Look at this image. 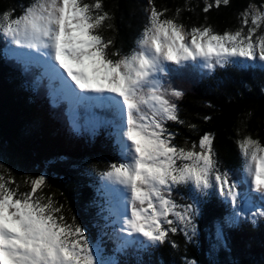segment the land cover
<instances>
[{
  "label": "snow or ice",
  "instance_id": "snow-or-ice-1",
  "mask_svg": "<svg viewBox=\"0 0 264 264\" xmlns=\"http://www.w3.org/2000/svg\"><path fill=\"white\" fill-rule=\"evenodd\" d=\"M148 2L147 22L128 54L108 51L114 41L102 31L112 29L113 17L103 0H29L19 15L15 9L0 13V35L39 53L47 70L77 99L115 110L123 162L111 164L102 177L117 186L113 191L123 204L120 232L142 238L144 246L178 248L171 236L183 232L191 240L198 214L195 203L174 198L181 187L200 195L217 190L238 209L232 223L249 215L253 223L264 218V209L240 207L239 191L245 184V200L255 193L264 201V143L250 134L236 141L242 166L241 178L234 180L219 166L211 133L190 147L174 143L177 133L168 124H185L176 103L185 93L164 83L173 70L169 65H200L212 72L238 61L264 64V4H249L239 28L219 33L210 25L188 28L178 22L179 9L169 18L167 9ZM229 3L206 0L203 11ZM24 185L27 191L20 190L10 170H0V264H107L75 217L69 221L63 205L45 193V176L26 178Z\"/></svg>",
  "mask_w": 264,
  "mask_h": 264
},
{
  "label": "trees",
  "instance_id": "trees-1",
  "mask_svg": "<svg viewBox=\"0 0 264 264\" xmlns=\"http://www.w3.org/2000/svg\"><path fill=\"white\" fill-rule=\"evenodd\" d=\"M153 2L157 9H167L169 18L176 17L179 9L178 22L188 28L210 25L219 33L239 28L241 13L249 4H264V0H230L227 6L205 13L206 0ZM28 3L0 0V13L15 9L19 15ZM103 6L113 17L112 29L102 31L114 41L108 51L130 53L147 22L148 0H103ZM168 67L173 70L164 78L165 86L185 93L176 101L185 124H168L177 133L174 143L190 147L204 133H211L221 170L239 180L242 160L236 141L250 134L264 143V64L236 62L212 72L192 64ZM48 74L39 56L0 35V170L5 174L10 170L21 191L28 190L26 178L45 176V193L63 205L69 221L75 217L109 264H264V218L256 217L253 223L247 216L232 223L236 209L217 190L206 195L190 188L176 190L178 203H195L198 208L195 236L191 240L183 232L171 236L178 248L168 243L144 246L142 238L121 235L119 206L102 177L111 164L123 162L115 110L85 101L74 104L62 82ZM239 191L240 207L264 209V201L255 193L245 200L247 185L241 184ZM126 240L133 243L125 245Z\"/></svg>",
  "mask_w": 264,
  "mask_h": 264
},
{
  "label": "rangeland",
  "instance_id": "rangeland-1",
  "mask_svg": "<svg viewBox=\"0 0 264 264\" xmlns=\"http://www.w3.org/2000/svg\"><path fill=\"white\" fill-rule=\"evenodd\" d=\"M16 47V46H15ZM18 48V47H17ZM22 50H24V51H26V52H29V53H37L35 50H30V49H27V48H21ZM43 58V57H42ZM43 60H44V58H43ZM239 62H242V63H246V62H248V63H253V62H250V61H238V63ZM257 62V61H256ZM71 94V96L73 97V94L72 93H70ZM81 95H83V94H81ZM74 99H76V96H75V98ZM77 100V99H76ZM75 100V101H76ZM73 128H75V130H73V131H76L77 130V128H76V126L74 127L73 126ZM104 181H105V186L107 187V189H108V191L110 192V193H108L112 198H114L115 199V201H117V204H118V206L119 207H121L120 209H117V211H116V213H117V215H118V219H119V221L121 220V218H122V209H123V204L121 203V199H120V197L113 191V189L114 188H116L117 186H115V185H112L109 181H107L106 179H104ZM244 208V210H245V212H250V211H255L256 209H253V208H251V207H248V206H245V207H243ZM236 210H238V209H236ZM250 216V215H249ZM121 227H122V225H121ZM120 234H121V232H120ZM122 234H126V233H122ZM121 234V235H122ZM94 248H95V246L94 245H92ZM104 258V260L107 262V264H109V259L108 258H105V257H103Z\"/></svg>",
  "mask_w": 264,
  "mask_h": 264
},
{
  "label": "bare ground",
  "instance_id": "bare-ground-1",
  "mask_svg": "<svg viewBox=\"0 0 264 264\" xmlns=\"http://www.w3.org/2000/svg\"><path fill=\"white\" fill-rule=\"evenodd\" d=\"M114 207V206H113ZM109 212V211H108Z\"/></svg>",
  "mask_w": 264,
  "mask_h": 264
}]
</instances>
